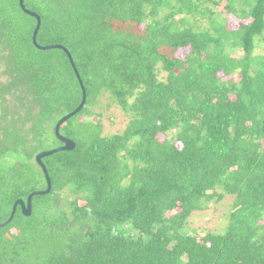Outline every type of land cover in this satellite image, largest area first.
I'll list each match as a JSON object with an SVG mask.
<instances>
[{"label":"trees","instance_id":"trees-1","mask_svg":"<svg viewBox=\"0 0 264 264\" xmlns=\"http://www.w3.org/2000/svg\"><path fill=\"white\" fill-rule=\"evenodd\" d=\"M23 1L86 103L59 130L74 150L42 160L51 192L0 229V264H264V0L226 2L236 29L221 0ZM35 24L0 0V224L45 190L35 156L81 101ZM110 109L126 124L104 135ZM225 196V232L181 233Z\"/></svg>","mask_w":264,"mask_h":264},{"label":"rangeland","instance_id":"rangeland-1","mask_svg":"<svg viewBox=\"0 0 264 264\" xmlns=\"http://www.w3.org/2000/svg\"><path fill=\"white\" fill-rule=\"evenodd\" d=\"M227 1L229 0H221L216 11L222 13L226 26L231 29H236L237 25L240 24V21L229 14H225L223 10ZM186 52L187 50H180L176 55L181 57ZM239 53L240 52L238 51L234 55L238 56ZM256 53L264 54V39L258 42ZM158 78L163 81L165 79V74L160 73ZM101 122L104 135H112L122 132L126 124V118L119 109H110L106 113L104 111V116L101 119ZM159 139H163L162 136H160ZM231 203L232 198L230 196H225L219 202L207 203L202 210L191 214L187 223L180 230L181 233H183V235L196 236L199 238L208 232L216 234L225 232L232 211Z\"/></svg>","mask_w":264,"mask_h":264},{"label":"water","instance_id":"water-1","mask_svg":"<svg viewBox=\"0 0 264 264\" xmlns=\"http://www.w3.org/2000/svg\"><path fill=\"white\" fill-rule=\"evenodd\" d=\"M18 4H19V7L21 9V11L34 18L35 21H36V24H35V28H34V32L32 33V44L33 46L38 49V50H41V51H47V50H54V49H58V50H61L63 51L66 56H67V59L69 61V64L73 70V73L77 79V82L79 84V87H80V90H81V101H80V104L78 105V107L71 113L65 115L64 117H62L60 119V121H58L54 127V134H55V138L58 140V142H60L62 145L59 146V147H56L52 150H48V151H43V152H40L39 154H37L35 156V162L36 164L39 166L40 170L42 171V174H43V177L45 179V183H46V188L45 190L43 191H38V192H33L31 194L28 195V197L26 198V201L23 202L22 200H17L13 206H12V211L10 213V216L8 218V220L3 223V224H0V229L6 227L8 224H10V222L13 220V217L17 211V208L20 209L21 213L23 216L25 217H29L32 213V198L34 196H45V195H48L50 192H51V181L49 179V176H48V173H47V170H46V167L44 166V164L42 163V160L46 157H49L53 154H56V153H59V152H69V151H72L74 150L75 148V144L62 137L59 133V130H60V127L65 123L67 122L69 119L73 118L76 114H78L82 109L83 107L85 106V103H86V92H85V88L83 86V83H82V80L80 78V75L74 65V62L72 60V57L71 55L69 54V52L63 48L62 46H59V45H51V46H40L38 45L37 41H36V38H37V34L39 32V29H40V26H41V20H40V17L33 13V12H30L29 10H27L24 6V1L23 0H18Z\"/></svg>","mask_w":264,"mask_h":264}]
</instances>
